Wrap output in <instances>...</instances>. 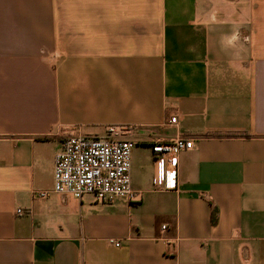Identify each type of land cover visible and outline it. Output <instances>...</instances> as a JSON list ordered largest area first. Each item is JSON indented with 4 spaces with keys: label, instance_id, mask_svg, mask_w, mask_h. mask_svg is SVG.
<instances>
[{
    "label": "crops",
    "instance_id": "1",
    "mask_svg": "<svg viewBox=\"0 0 264 264\" xmlns=\"http://www.w3.org/2000/svg\"><path fill=\"white\" fill-rule=\"evenodd\" d=\"M111 125L141 199L55 192ZM0 264H264V0H0Z\"/></svg>",
    "mask_w": 264,
    "mask_h": 264
},
{
    "label": "built area",
    "instance_id": "2",
    "mask_svg": "<svg viewBox=\"0 0 264 264\" xmlns=\"http://www.w3.org/2000/svg\"><path fill=\"white\" fill-rule=\"evenodd\" d=\"M176 120L174 115L167 119V123L175 124ZM121 131L118 126L111 125L102 135L73 133L66 136L55 156L53 190L78 199L90 195L100 202L116 197H125L131 203L138 202L141 192L132 188L130 177L134 142L122 138ZM193 146L192 138L178 136L155 142L152 151L156 158L176 157ZM17 213L21 214L23 210L17 209ZM111 242L120 246L115 240Z\"/></svg>",
    "mask_w": 264,
    "mask_h": 264
},
{
    "label": "trees",
    "instance_id": "3",
    "mask_svg": "<svg viewBox=\"0 0 264 264\" xmlns=\"http://www.w3.org/2000/svg\"><path fill=\"white\" fill-rule=\"evenodd\" d=\"M213 219L215 220L216 219V217H215V214L213 213Z\"/></svg>",
    "mask_w": 264,
    "mask_h": 264
}]
</instances>
